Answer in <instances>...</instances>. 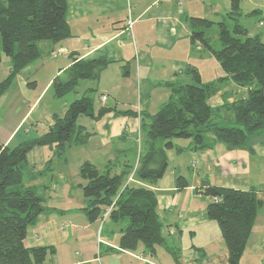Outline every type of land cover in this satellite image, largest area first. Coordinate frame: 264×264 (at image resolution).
Returning <instances> with one entry per match:
<instances>
[{
    "label": "trees",
    "instance_id": "obj_1",
    "mask_svg": "<svg viewBox=\"0 0 264 264\" xmlns=\"http://www.w3.org/2000/svg\"><path fill=\"white\" fill-rule=\"evenodd\" d=\"M240 0H231L227 16L234 20L232 30L224 21L218 22L219 48H214L205 32L213 22L202 17L188 18L189 41L201 44L217 60L224 72L215 81L203 82L196 68H187L191 84L169 83L167 101L155 112L118 110L110 104L96 111L91 97L94 88L83 91L68 103L62 118L53 116L46 131L29 138L13 148L0 144V264H45L53 247H26L27 229L48 208L37 188L24 184L27 170L26 155L36 146L46 147L50 154L45 168L34 178L52 171L51 162L67 147L84 145L92 133L77 124L81 115L94 120L106 113L139 117V130L145 136L146 148L138 151L134 166L124 163L118 173L111 174L113 162L108 161L101 172L84 161L78 174L84 183L79 188L85 199L83 212L90 221L106 218L115 224L124 222L120 230L119 247L135 250L142 244L153 254L157 246H164L176 260V252L167 245L164 226L157 212V197L151 189L167 169L166 150L175 147L173 138L190 140L195 151H204L221 143L228 150L246 149L252 152L250 136H264V42L260 35L250 36L238 20ZM67 0H0V62L2 55L10 63L7 76L0 81V98L10 88L15 76L41 55L38 43H59L71 36L66 19ZM260 10L249 13L255 16ZM72 64L52 80L53 95L60 99L75 94L80 81H97L101 71L109 65L103 57L78 59L71 55ZM127 65L124 73H127ZM224 79L246 87V98L211 107L208 99L215 94ZM34 85L33 82L29 83ZM223 120L230 124H219ZM162 145H159V141ZM117 162V161H116ZM183 176L176 180L177 190L187 186ZM198 192L208 199L206 216L214 220L228 251L229 264H240L247 241L262 206L256 189L239 190L215 186L204 180ZM214 198H218L216 201Z\"/></svg>",
    "mask_w": 264,
    "mask_h": 264
},
{
    "label": "crops",
    "instance_id": "obj_2",
    "mask_svg": "<svg viewBox=\"0 0 264 264\" xmlns=\"http://www.w3.org/2000/svg\"><path fill=\"white\" fill-rule=\"evenodd\" d=\"M200 4L205 3L197 4L195 0H164V2L134 0L135 23L130 34L125 31L127 5L124 0H67L66 19L71 27V36L55 44L48 41L43 49L45 56L39 61L30 63L17 74L10 88L0 98V108H4L0 124V144L13 148L29 138L44 133L53 116L62 118L65 115L69 102L64 100L58 103L59 99L51 91V84L56 76H62L72 64L71 55L73 54L78 59L103 57L109 61V65L101 71L99 79L93 81L96 82L95 84H103L110 65L123 63V71L124 66L127 65L126 77L128 79L132 76L131 66L134 65L135 79L141 87L144 101L137 110L132 111L137 113L147 111L154 114L155 112H151L149 107L155 91L159 92L161 89L157 101L163 105L170 94L169 83L183 85L192 83L187 68H195V66L185 63L180 57H185L188 54L187 51L191 50L190 46L193 45L189 41L191 30L190 27L186 28V23L188 17L193 16ZM165 52H173V55L170 54L172 58L169 59V64L162 66ZM4 57L6 56L2 55L0 64ZM210 58L214 57L211 55ZM214 60L213 65L206 66V71L204 70L206 76L196 68L203 82L215 81L225 75L214 78L218 75L217 60ZM5 64V75L7 76L10 69L8 58ZM158 69L161 71L159 81H153L143 75V73L157 72ZM121 70L118 69L117 74L122 80ZM31 82L34 85H30ZM231 82V79L222 81L219 90L208 99V104L210 100L214 103V106L209 104L211 107L246 98L245 96L234 98L235 95H239L240 90H243L242 95H244V90L248 93V89ZM227 84L230 87L223 88ZM88 88L93 87L87 86L85 90ZM102 89L101 95H107L108 100L105 103L99 100L100 104L112 105L114 97L111 93L114 91L106 85H103ZM49 91L52 92L50 103L42 104ZM94 121L101 124L97 132L84 124H79L92 135L84 145L67 147L69 153L65 159L66 163L69 156L76 154L77 159L74 163L76 167L84 161H89L97 169L105 167L108 161L114 162V156L124 151L113 147L116 145L112 146V141L118 137L131 140L128 135H133L139 127V117L115 115L112 112ZM97 136L101 137L103 148L108 147L109 150H113L111 154L100 155L99 146L93 152L88 151L89 145L93 142L92 139ZM249 142L253 156L258 153L259 157L264 160V136L260 133L254 134L250 136ZM174 145L182 147V150L192 149L190 140L186 146ZM217 145L219 148H221L220 145L225 148L223 144L217 143L211 149L200 151L201 156L208 158L214 154L212 150ZM193 152L197 156L195 158H200L197 155L198 151L193 150ZM226 152L228 156H232L234 162H241L238 171L230 175V177L240 176L237 183L233 182L232 186L212 183L206 177V168L209 167L210 170L215 171V162L207 164L199 159L194 160V163L192 161L190 165L195 169L198 168L197 180L189 183L183 176L188 183L184 189L177 190L176 188V180L182 176L178 169L170 173L166 172L151 186L157 197V206L164 198L169 201L170 207L165 204L169 207V216L158 215L164 226L167 245L176 252L177 259L175 260L164 246H157L153 254L146 252L142 244H138L137 248L132 251L121 249L119 237L120 230L126 225L124 222L114 223L119 236L116 237L115 234L109 232V236L103 237L104 219L90 221L82 210L86 202L78 185L84 182L74 185L73 182H69L72 176H68L67 172L58 167V171L51 172L49 179H46V174L34 178L35 173L45 168L50 151L42 146L33 147L26 155L27 170L24 175V184L26 187L38 189L48 209L43 211L37 217L36 222L27 229L24 244L26 247H53L54 251L47 255L45 264H110L108 262L110 257L117 259L113 264H229L228 251L218 231L219 228L217 230V225H214L206 216L208 199L198 192L202 182L207 180L212 185L220 187L239 190L256 189L262 206L258 210L240 264H264V171L255 183L250 177V167L248 168L245 162L247 153L250 151L233 149ZM221 168L218 167L216 170ZM46 191H50L51 194ZM159 193L162 194L159 195ZM256 231L257 234H255ZM252 236H255V241L249 248ZM97 238H100V244ZM185 239L187 243L184 242Z\"/></svg>",
    "mask_w": 264,
    "mask_h": 264
},
{
    "label": "rangeland",
    "instance_id": "obj_3",
    "mask_svg": "<svg viewBox=\"0 0 264 264\" xmlns=\"http://www.w3.org/2000/svg\"><path fill=\"white\" fill-rule=\"evenodd\" d=\"M195 1L197 4L203 3V2L205 4H200V6H198L196 10L194 11L193 16L202 17V18H205L213 22V25L206 30L205 37L208 38V41L214 48L218 49L219 42H218V24L217 23L220 21H224L229 30H232L233 25H234V20L226 15L227 12H229L230 10V3H229L230 0H200V2L199 0H195ZM161 2H164V0H161ZM239 8H240V16H239L238 22L248 30V34L250 36L260 35L261 40L264 42V0H240ZM255 9L260 10V12L255 16L249 15V13ZM189 27H190L189 21L187 20L186 28L189 29ZM46 43H48V41H40L38 43L39 48L42 53H41V56L35 61H39L45 56V52L43 51V49ZM190 48L191 50L189 52L187 51L188 54L185 57L181 56L180 58H182V60L184 59L185 63L192 64L191 66H195V68L200 69L203 75L206 76V72H205L206 66L208 67L210 64L213 65V63L215 62L214 60L215 58L211 59L210 58L211 55L209 51L205 47L201 46V44H193L190 46ZM179 53L181 52L179 51ZM164 54L165 56L162 62V66H166L169 64V59L172 58L170 54L173 55V52H167V53L165 52ZM6 61H7V58L4 57V60L0 64V80L6 77L5 75L6 74L5 73L6 72V64H5ZM122 64L123 63H115L108 67L107 76H105L104 78L105 80L103 84H95L96 82H93L91 80L80 81L79 85L76 88L77 92L75 94L70 93L66 95L64 98L57 100L58 103H61L64 100L67 102H71L75 98L80 97L87 86H92L95 90L92 92L91 97L93 99L94 110L96 111L97 108L101 105L99 102V96L103 92L102 87L103 85H106L112 88V90L114 91V93H111L113 95L112 97H114V101L111 100L112 101L111 104L115 105L118 110H121V111L137 110L141 106V103L143 104L144 99L142 98L143 93H142L141 87L138 84V81L135 79V73L133 71L134 65L131 66L132 76L128 79V77H126V74L123 71ZM217 67H218L217 68L218 75H216V77L214 78H217L218 76L224 74L218 62H217ZM118 69H122L121 70L122 80L119 79L118 77V74H117ZM143 75H145L146 77L148 76V78H150L153 81H159L160 76H161V71L158 69L157 72L153 71V72H150V74L143 73ZM231 83L235 84L233 81ZM227 87H230V85L227 84L223 86V88H227ZM156 88H159V87H156ZM51 91H49L46 94L45 98L42 101V104L50 103L52 99ZM242 91L243 90H240L239 95H235L234 98L238 99V98H241L242 96L247 97V94H248L247 90H244V95H242ZM160 94H161V89L159 90V92L155 91L153 93L151 102H150V107H149V110L151 112H156L162 106V104H159V101H157V97L160 96ZM209 104L214 106V103L212 102V100L209 101ZM3 112H4V108H0V124L2 122ZM77 123L84 124L88 126L89 129L94 130L95 132L100 130V125H101L97 123L96 121L92 120L90 117L85 116V115L79 116ZM218 123L223 124V125L230 124L223 120L222 121L219 120ZM110 124L111 122L109 123V125ZM135 133L133 135H128V138L130 137L131 140H128V139L124 140L123 138L120 139L118 137L117 139L112 141L111 143L112 146L113 144L116 145L113 147H116L117 149H122L124 151L118 153L117 156H114L113 158L114 165L112 166L111 174L118 173L124 163H128L129 165L134 166L137 160L138 151L140 150L144 151V149L147 147L146 142H145V136L143 132L139 130V127L137 128ZM101 137L97 136V138L92 139L93 142H91L92 144L89 145L88 151L93 152V150L99 146L100 155H105L107 153L111 154L113 150H109L108 147L103 148L101 146L102 144ZM172 142L176 145L186 146L189 140L184 139V138H173ZM159 145H162L161 140L159 141ZM220 147L221 148H219V146L217 145L216 148L212 150V153L214 154H211L208 158L202 157L201 156L202 152L200 151L197 152V155H199L200 158H195L197 157L194 155L195 152H193L192 149H187V148L184 150H180V151H177L175 148L167 150L166 156H167L168 164H167V169L165 173L166 172L170 173V172H173L175 169H178L180 170L182 176H184L189 181V183H192V182H196L197 176H198V168L195 169V167L190 166L192 161H193L192 163H194L195 162L194 160L199 159V160L205 161V163L207 164H210L211 162H215L216 169L218 167H222V168L220 170L215 169L214 171V170H210L209 167H207L206 177L214 184H224V185L232 186L233 182L237 183L240 176L233 175L232 177H230V175L238 171V169L241 166L240 165L241 162L240 161L234 162V160L232 159V156H228V154H226L227 153L226 151H231V150H228L227 148H223L221 145ZM220 149H222L223 152ZM68 153H69V149H67L61 155L59 156L55 155L53 157V160L51 162L52 171L53 170L58 171V168H59L67 172L68 176L70 175L72 176V179H69V182H73L74 185H76L78 182H84L83 179H81L78 174L79 167H76L77 165L76 166L74 165L77 159V155L73 154L69 156L68 162L67 163L65 162L66 161L65 159L68 157ZM253 154L254 153L248 152L247 159L245 160V162L248 168L250 167L251 179L256 183L258 182L259 176L261 175L262 171H264V160L261 157H259L258 153L255 154L254 156ZM191 155H194V156L191 157ZM104 169L105 167H102L98 170L102 172ZM51 172H48L46 174L47 175L46 179H49V177L51 176ZM47 192L51 194L50 191H46V193ZM160 194L162 193H159V195ZM165 204H168L169 206V201L166 198L162 199L160 201V204L157 206V212L161 217L163 215L169 216L168 208L170 206L167 207V205ZM210 221L214 225H217V223L214 220H210ZM107 225H110V226H107ZM102 228H103V231H102L103 237L109 236V232L110 234L111 233L115 234L116 237L119 236L116 226L114 225V223L110 222L107 218L104 219L102 223ZM217 230H218V226H217ZM257 233L258 232L256 231L255 234ZM254 241H255V236H252L251 241L249 242V246H248L249 248L251 247L252 243H254ZM184 242L187 243V239H185Z\"/></svg>",
    "mask_w": 264,
    "mask_h": 264
},
{
    "label": "built area",
    "instance_id": "obj_4",
    "mask_svg": "<svg viewBox=\"0 0 264 264\" xmlns=\"http://www.w3.org/2000/svg\"><path fill=\"white\" fill-rule=\"evenodd\" d=\"M126 2V5H127V17H126V21H125V31H127L128 33L131 34V31H132V27H133V24L135 23V18H134V8H133V1L134 0H124ZM99 100L102 102V103H105L107 100H108V97L107 95H101L99 97ZM218 198H214V200L216 201ZM109 213V209H106V211L104 212L103 214V218L102 219H105L106 216L108 215ZM97 242L100 244L101 243V240L100 238H97ZM99 259V258H98Z\"/></svg>",
    "mask_w": 264,
    "mask_h": 264
},
{
    "label": "water",
    "instance_id": "obj_5",
    "mask_svg": "<svg viewBox=\"0 0 264 264\" xmlns=\"http://www.w3.org/2000/svg\"><path fill=\"white\" fill-rule=\"evenodd\" d=\"M116 260H117V259H116L115 257H110V258L108 259V262H109L110 264H113Z\"/></svg>",
    "mask_w": 264,
    "mask_h": 264
}]
</instances>
